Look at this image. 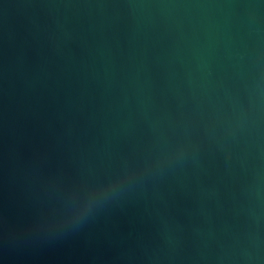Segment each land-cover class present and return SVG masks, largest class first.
Returning a JSON list of instances; mask_svg holds the SVG:
<instances>
[{
  "label": "water",
  "instance_id": "95a60500",
  "mask_svg": "<svg viewBox=\"0 0 264 264\" xmlns=\"http://www.w3.org/2000/svg\"><path fill=\"white\" fill-rule=\"evenodd\" d=\"M0 264H264V0H0Z\"/></svg>",
  "mask_w": 264,
  "mask_h": 264
}]
</instances>
